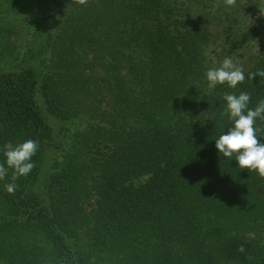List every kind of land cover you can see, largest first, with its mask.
<instances>
[{
    "label": "trees",
    "instance_id": "16d2710c",
    "mask_svg": "<svg viewBox=\"0 0 264 264\" xmlns=\"http://www.w3.org/2000/svg\"><path fill=\"white\" fill-rule=\"evenodd\" d=\"M229 56L246 79L209 89ZM258 70L264 0H0V149L39 142L0 264H264V179L215 146Z\"/></svg>",
    "mask_w": 264,
    "mask_h": 264
},
{
    "label": "clouds",
    "instance_id": "9594fccd",
    "mask_svg": "<svg viewBox=\"0 0 264 264\" xmlns=\"http://www.w3.org/2000/svg\"><path fill=\"white\" fill-rule=\"evenodd\" d=\"M237 0H223L225 6L234 7ZM78 5H85L87 0H74ZM259 76L264 78V70L247 73V78L252 80ZM208 88L214 89L217 85L226 84L229 88H236L243 83L246 74L241 66L234 63L232 58L225 57L218 67L209 68L206 71ZM223 99L226 108L221 115H227L232 126L227 132L215 139V146L223 157L229 160L233 157L238 161L241 170L247 169L250 173H256L264 179V143L259 139L258 133L264 134V128H257V120L264 121V99L258 101L255 107H249L251 94L241 92L237 94L225 93ZM39 142L27 139L19 144L6 143L0 151L6 160L0 163V180H4L9 169H12V181L5 188L9 194H15L17 185L14 183L21 176H27L35 164L32 157L37 153ZM237 250L245 251L243 244L238 245Z\"/></svg>",
    "mask_w": 264,
    "mask_h": 264
}]
</instances>
